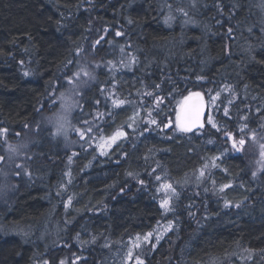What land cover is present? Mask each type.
<instances>
[{
    "label": "trees",
    "instance_id": "16d2710c",
    "mask_svg": "<svg viewBox=\"0 0 264 264\" xmlns=\"http://www.w3.org/2000/svg\"><path fill=\"white\" fill-rule=\"evenodd\" d=\"M250 1L0 0V264H264V168L226 138L264 141V6ZM88 58L57 131L47 103ZM192 92L217 97L216 127L177 128Z\"/></svg>",
    "mask_w": 264,
    "mask_h": 264
},
{
    "label": "rangeland",
    "instance_id": "374dc122",
    "mask_svg": "<svg viewBox=\"0 0 264 264\" xmlns=\"http://www.w3.org/2000/svg\"><path fill=\"white\" fill-rule=\"evenodd\" d=\"M232 1L239 2V0H232ZM247 1L251 2L250 0H247ZM253 1H256L258 3V5L264 6V0H253ZM256 10H258V9L256 8ZM258 16H260V21L263 22L264 21L263 20L264 19V13H262V15L259 13ZM95 42L96 41H94V43H92V46L96 45ZM95 67H96L95 59L88 58V59L82 60L80 62V64L78 66H76L75 69L73 70L71 78L66 80L67 82H66V86H65L64 90L62 92L58 93L56 96L51 97L49 99L50 103H47L50 106L49 109L53 108L52 111H54L53 123H55L57 121V118L61 117V116L64 118L63 123L67 122L69 119V115L73 111L74 112L80 111V104L78 103V97H79L82 89L86 88L87 85L92 81V75H93V71H94ZM127 69H130V68L127 67ZM206 101L208 102V106H209V108H208L209 114H210L209 119H212L211 114L214 111H216V109L218 108L217 97L216 96L212 97L208 92V95H206ZM45 111H46V106H45ZM90 118H91V116H90ZM208 122H209V120H208ZM209 123L213 125L212 121H210ZM62 129H63V127L59 131H61ZM116 134L117 133L115 132L111 137H113ZM255 134L257 135L255 139L245 140L246 143L243 146V149L241 151H236L232 147V140L229 139L230 135H226L227 142H228V144H229V146L233 152H241V153L246 154V156L248 157L247 160L249 163V167H250L251 171H253V172L260 171L264 168V155H262V152H264V147H262V146H264V141H260L258 139L261 136L258 135L257 132H255ZM73 136H75V133ZM60 137H61L62 141H66L68 139V136H60ZM111 137H104L103 136V137L99 138V140L103 138L97 144V146L101 152H106L111 146H113L117 141H119L122 138V135L119 136L115 140V142L111 141V139H110ZM93 144H95V142ZM68 151H69V149L66 150L65 152H61L60 154L62 156H65L68 153ZM12 159H13V157H9V163L12 162ZM5 177H6V171H3L1 173V180H4ZM166 189L167 188H165L163 191H165ZM172 196H173V192H172V194L167 193V192L163 193V199H169V201H170ZM167 228H169V226H167Z\"/></svg>",
    "mask_w": 264,
    "mask_h": 264
},
{
    "label": "snow or ice",
    "instance_id": "6c2138e0",
    "mask_svg": "<svg viewBox=\"0 0 264 264\" xmlns=\"http://www.w3.org/2000/svg\"><path fill=\"white\" fill-rule=\"evenodd\" d=\"M185 15H187V13H185ZM167 22V19L166 21ZM229 31H231V29H229ZM122 33L121 32H116V36H121ZM103 37H100L99 40H97L95 43L96 44H100V41L103 40ZM121 51H123V48L121 49ZM79 54V50L77 51V55ZM25 75H28V73L26 72ZM157 87H159L157 85ZM149 95H152L151 93H149ZM217 95H219V93H217ZM193 98H197L199 101H201V103L198 104H193L191 106V108L187 111V113L184 115V117L182 118L181 114L178 113L177 114V118H176V126L180 131H184V132H190L192 131L195 127L199 126V127H203V124L201 123L200 117H201V113H202V94L200 92H192L189 94V96L185 97V103L187 104L188 101L192 100ZM156 102L157 104L159 103H163V98L156 96ZM120 103H123V101H120ZM225 114L227 115V110H225ZM63 120L64 118L58 117L57 118V128L58 131L63 127ZM150 123L152 124H156L157 121L156 120H151ZM172 121H169L167 124L164 125V127H169L171 126ZM129 127H131V125H129ZM213 127H216L215 124H213ZM161 131H163V129H161ZM0 133H7V129H0ZM121 135H126L123 132H118L116 135H114L113 137H111V141L115 142V140L121 136ZM83 137V134H82ZM229 139L232 140V147L236 150V151H241L243 149V146L245 145L246 141L243 137H241L239 140H237L236 138L232 137L231 135L229 136ZM264 147V146H262ZM11 150H15V149H11ZM262 155H264V152H262ZM203 175V173H201ZM253 175H255V173H253ZM157 180L160 179L159 176L156 177ZM141 184H143V181H140ZM162 187L170 189L173 193L175 192V189L172 188V186L169 185H162ZM69 204H71V198H69L67 204L65 205V207H67ZM227 204V202H226ZM161 207L164 208L166 211L169 210V199H164L161 202ZM237 207H239V205H237ZM152 234L148 233L147 236H145V240L148 239V237H150ZM157 242L159 241V237L156 238ZM137 247H139V245H136ZM153 247H155V245H153ZM132 257V251L130 250L128 253V258L131 259ZM79 259V258H77ZM45 264H47V262H45ZM60 264H64V261H61ZM137 264H142L141 261H139V259L137 258Z\"/></svg>",
    "mask_w": 264,
    "mask_h": 264
},
{
    "label": "water",
    "instance_id": "95a60500",
    "mask_svg": "<svg viewBox=\"0 0 264 264\" xmlns=\"http://www.w3.org/2000/svg\"><path fill=\"white\" fill-rule=\"evenodd\" d=\"M198 103H201V101H199L197 98H193L192 100L188 101L187 104L185 103V100H184L181 107H180V111H179L182 118L184 117V115L187 113V111L191 108V106L193 104H198ZM202 104H203V107H202V113H201L200 120H201V123L203 124V127H204V122H205V119L207 116V109H206L204 99L202 100ZM203 127L197 126L190 132H195V131L201 130ZM190 132H187V133H190Z\"/></svg>",
    "mask_w": 264,
    "mask_h": 264
},
{
    "label": "bare ground",
    "instance_id": "6f19581e",
    "mask_svg": "<svg viewBox=\"0 0 264 264\" xmlns=\"http://www.w3.org/2000/svg\"><path fill=\"white\" fill-rule=\"evenodd\" d=\"M202 130V129H201ZM200 131V130H199Z\"/></svg>",
    "mask_w": 264,
    "mask_h": 264
}]
</instances>
